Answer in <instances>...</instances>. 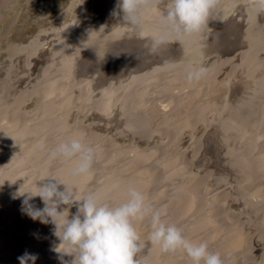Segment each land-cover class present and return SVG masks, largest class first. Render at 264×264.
Here are the masks:
<instances>
[{"label":"bare ground","instance_id":"1","mask_svg":"<svg viewBox=\"0 0 264 264\" xmlns=\"http://www.w3.org/2000/svg\"><path fill=\"white\" fill-rule=\"evenodd\" d=\"M60 1L35 3L48 29L0 52V264H19L26 250L36 264H60L52 226L23 215V197L12 198L48 178L113 204L135 187L225 264H264V11L253 0H221L203 33L153 54L162 10L143 15L141 32L111 15L117 0H71L62 12ZM201 65L210 72L189 84ZM185 134L192 157L178 148ZM73 136L97 150L93 171L77 178L74 162L49 158ZM136 227L143 264H190L151 244L146 221Z\"/></svg>","mask_w":264,"mask_h":264},{"label":"clouds","instance_id":"2","mask_svg":"<svg viewBox=\"0 0 264 264\" xmlns=\"http://www.w3.org/2000/svg\"><path fill=\"white\" fill-rule=\"evenodd\" d=\"M220 3L221 0H117L111 15L118 16L130 30L142 32L143 15L162 10L157 19L158 34L149 46L155 54L173 38L203 33ZM253 7L264 11V0H253ZM209 72L208 66L201 65L190 70L186 80L189 84L199 83ZM49 158L74 162L69 175L77 178L93 171L97 150L73 136L49 149ZM34 189L23 194L19 189L12 198L23 197V215L52 226V235L59 241L52 250L58 253L60 264H143L145 243L136 225L145 221L151 229L148 240L162 252L183 253L190 264H225L221 254L211 251L206 241L194 242L183 228L167 223L161 209L149 203L135 187H129L126 198L118 204L106 201L97 191L80 195L54 178L36 182ZM35 198L42 202V208L33 203ZM17 259L19 264H36L39 256L26 250Z\"/></svg>","mask_w":264,"mask_h":264},{"label":"rangeland","instance_id":"3","mask_svg":"<svg viewBox=\"0 0 264 264\" xmlns=\"http://www.w3.org/2000/svg\"><path fill=\"white\" fill-rule=\"evenodd\" d=\"M29 1L30 0H0V30L2 29L4 30V36L2 39H0V52H6V51L10 52L17 45L23 44L24 42H26L25 40L31 38V36H33V33L34 34L39 33L42 30V28L45 30L48 29L47 27H49V25L43 24L42 20L40 19V15L44 11V7L41 4H38V5L35 4V3H39L38 2L39 0H37L36 2L32 4H29L28 3ZM70 1L71 0L60 1L61 3H58L57 8H59L61 12L66 10L68 6H70ZM63 4L64 5L66 4V5L63 6ZM2 15H3V19L1 20ZM41 26L43 27L41 28ZM204 53H207V52L204 51ZM197 54L202 55V52H197ZM220 97H221L220 98L221 100L223 97L222 95H220ZM156 101H157L156 104H158V107H161L164 104H166L162 100H156ZM96 114L99 116H102L100 112H96ZM74 117H75V113H72L71 120H70L71 122L74 120ZM87 119L93 120V115H88ZM93 131L99 132L101 134L105 132L102 126L100 125L95 126ZM189 144L190 143H189L188 136L185 134L183 137H181L178 148L180 150L186 151L187 153L189 152V157H192V153L190 152V150L187 149V146H186ZM229 208L231 210H236V211L240 210V206L234 203L231 204ZM66 258L68 257H65V259Z\"/></svg>","mask_w":264,"mask_h":264}]
</instances>
